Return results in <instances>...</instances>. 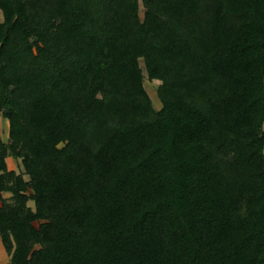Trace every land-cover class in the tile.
Segmentation results:
<instances>
[{
    "label": "trees",
    "instance_id": "1",
    "mask_svg": "<svg viewBox=\"0 0 264 264\" xmlns=\"http://www.w3.org/2000/svg\"><path fill=\"white\" fill-rule=\"evenodd\" d=\"M0 10L7 264H264V0Z\"/></svg>",
    "mask_w": 264,
    "mask_h": 264
},
{
    "label": "rangeland",
    "instance_id": "2",
    "mask_svg": "<svg viewBox=\"0 0 264 264\" xmlns=\"http://www.w3.org/2000/svg\"><path fill=\"white\" fill-rule=\"evenodd\" d=\"M143 12H144V6L141 3V14H143ZM2 20H3V13L0 10V21ZM141 66L144 69V74H145L144 84H145L146 90L148 91L150 97L152 98L154 107L156 109H160L162 107V101L160 100L158 96V87L161 81L156 80V79L150 80V78L148 77L145 71V64L143 60H141ZM9 130H10L9 120L5 118L4 116H0V135L4 141H8L9 139ZM7 163L10 169H14L17 173H23L26 179L29 178V176L24 173V167H23L21 159H15L13 157H9L7 158ZM5 196L8 197L9 194L6 193ZM29 205L34 207V202L30 201ZM9 261H10V257L7 254L3 246V243L1 241V238H0V264H7Z\"/></svg>",
    "mask_w": 264,
    "mask_h": 264
},
{
    "label": "crops",
    "instance_id": "3",
    "mask_svg": "<svg viewBox=\"0 0 264 264\" xmlns=\"http://www.w3.org/2000/svg\"><path fill=\"white\" fill-rule=\"evenodd\" d=\"M10 257V256H9Z\"/></svg>",
    "mask_w": 264,
    "mask_h": 264
}]
</instances>
